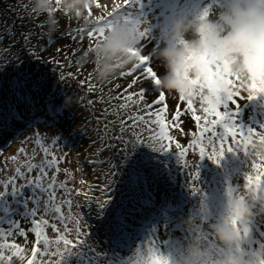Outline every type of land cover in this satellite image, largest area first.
<instances>
[{"label":"rangeland","instance_id":"obj_1","mask_svg":"<svg viewBox=\"0 0 264 264\" xmlns=\"http://www.w3.org/2000/svg\"><path fill=\"white\" fill-rule=\"evenodd\" d=\"M14 2L3 0L1 12L5 19H0V34L4 31L9 35L10 30L14 31L13 19L7 12V8L15 7ZM176 2L178 0H97L96 7L89 11L91 20H76L81 25L78 31L96 32L91 24L102 25L109 19V13H122L133 20L139 18L143 21L141 29L150 30L142 38L141 54L151 57L148 66L155 73H162L163 68L152 57V51L157 46L158 25L167 9ZM203 3L215 6V0H203ZM13 40L17 41L15 34ZM6 46L10 45L0 37V52ZM20 54L19 48L9 50L7 57L4 56L5 63L0 64L5 76L13 73L10 74L12 79L0 82L3 91L0 92V185L17 175L15 169L24 167L26 157L37 165L57 158L58 163L48 170V176L51 178L55 173L58 184L63 182L67 191L57 188L55 199L50 201L46 191L25 186L19 194L8 193L0 199V229L5 234L11 233L0 238V244L15 243L24 248L25 260L13 257L11 264H27L31 259L36 247L31 221L41 217L48 219L50 225L56 224L60 231L57 233L50 225L45 228L51 243L47 247L40 245L36 264H61V261L63 264H98L100 261L101 264H148L153 252H167L174 242L186 241L200 232L212 239L207 231L210 221L197 215V220L190 221L189 230L184 223L199 212L206 196L211 198L209 203L214 212L218 200L229 188L238 193L259 192L264 188V182L249 185L247 176L254 174L253 164L257 160L248 157V148L247 152L243 149L226 152L219 164L207 157L200 159L198 146L189 149L185 158L180 157L176 143L188 148L193 142V133L198 134L204 124L198 128L187 103L174 95L165 94L166 122L170 125L167 132L173 137L170 149L161 148L169 142L155 135L159 132L157 125L148 126L155 130L148 136L139 130L142 125H136L131 117L146 115L143 109L161 94L153 87L147 66L130 68L106 83L97 81L91 66L60 72L62 68L65 70L60 64L56 67L57 73L51 75L52 83L45 84L52 88L39 94L34 86L28 87L25 81H20L16 64L23 63L28 73L32 60L31 52L27 57ZM29 68L32 70L33 64ZM129 72L132 74L127 75ZM115 88L122 93L119 112L106 104L107 96ZM141 91L145 92L143 103L135 96L128 99ZM192 100L197 114L203 115L200 109L204 104L200 97ZM161 107L156 105L152 111ZM44 109H48L47 113ZM126 110L129 116L123 121L120 112L124 115ZM177 110L181 112L179 127L172 125ZM219 110L229 112L236 127L245 133L249 128L264 132L261 128L264 96L249 100L241 94L235 98V103L229 102L228 109L221 106ZM222 131L223 128L217 126V132ZM207 138L206 133L202 138L206 150L209 148ZM229 143L234 146L231 141H226V146ZM191 165L199 172L195 181L199 191L193 188ZM37 175V171L31 172L28 180ZM15 183L21 186L27 181L21 176ZM34 192L38 204L29 199ZM161 197L165 199L155 204ZM144 199L149 200L147 204ZM33 207L38 208L36 217L28 215V209ZM57 207L61 208L60 213L55 212ZM248 227L250 242L244 247L254 251L264 245V208L259 204ZM60 236L74 241L68 246L70 255L62 242L56 244ZM57 249L63 256L55 254ZM3 251L5 255L11 254L8 249Z\"/></svg>","mask_w":264,"mask_h":264},{"label":"clouds","instance_id":"obj_2","mask_svg":"<svg viewBox=\"0 0 264 264\" xmlns=\"http://www.w3.org/2000/svg\"><path fill=\"white\" fill-rule=\"evenodd\" d=\"M29 2L30 12L44 18L51 35L59 28L58 12L87 22L97 0ZM142 22L114 13L102 25L91 24L104 31L82 59L93 66L97 81L108 82L140 63ZM156 40L152 57L163 71L152 83L160 93L185 101L201 92L220 98L237 91L247 97L255 94L256 99L264 96V0H215L214 7L203 0H178L160 21ZM247 155L264 160V140L256 138L248 144ZM210 199L206 196L199 212L184 223L189 230L197 215L210 221L207 231L212 239L200 232L174 242L161 253L168 264H264V245L254 251L244 247L250 242L248 225L258 204L264 208V188L246 193L229 188L214 212Z\"/></svg>","mask_w":264,"mask_h":264},{"label":"snow or ice","instance_id":"obj_3","mask_svg":"<svg viewBox=\"0 0 264 264\" xmlns=\"http://www.w3.org/2000/svg\"><path fill=\"white\" fill-rule=\"evenodd\" d=\"M112 14L114 13L107 14L109 19ZM107 20H105L104 22H106ZM103 31V28H100L96 32L90 31L89 37L99 39L103 34ZM149 32L150 30L145 29L142 32V38L147 36ZM150 60V56L140 54V64H138L136 67L140 68L141 66H147V74L149 78L153 80V78L156 76V73L150 66H148ZM126 74L131 75L132 73L129 72ZM129 87H131V85ZM261 91H264V89H261ZM133 96H135L136 99L143 103L145 92L141 91L138 94H132L131 96H128V99L132 100ZM198 96L200 97L201 102L204 104V107L200 109L203 115L197 114V108L194 106L192 99L185 101L182 97L180 98L182 102L187 103V109L189 112L192 113L193 119L197 122V127L200 128V125L204 124V127L200 128L198 134L193 133L194 139L192 144H190L188 148H182L179 143H176L175 147L180 149L179 154L182 159L185 158L189 149L198 146L200 159L207 157L213 162L219 164L220 160L224 157L226 152H234L237 149H243L245 152H247L248 144L253 141L254 137L264 140V132H254L251 128H249L247 130V133H245L240 128L236 127V124L233 122L234 119L229 115V112H222L219 110L221 106H223L224 109H228L229 102L235 103V98L241 96V93L239 91L234 92L226 98L207 96L204 95L203 92H201V94H199ZM247 99L254 100L256 99V95L253 94L252 96L247 97ZM156 105H162V107L158 111H152V108ZM143 111L146 113V115L133 116L131 117V119L135 122L136 125L144 124L145 130L148 132L155 131L154 129L148 127L149 125H157L159 127V132L155 133V135L158 136L160 139H166L169 142L168 144L161 145V148L165 150L170 149L173 137L167 132V129L170 127V125H168L166 122V95L161 93L158 98L153 102V104L143 109ZM152 117H155V119H152ZM180 119L181 112L177 110L172 119V125L179 127ZM217 126L222 127L223 131L218 133ZM261 128H264V125H262ZM206 133L208 134L207 139L209 145V148L207 150L204 147L202 139ZM217 141H219V144H217ZM226 141L234 142V146L231 143L226 146ZM138 143H142V141H138ZM154 150L160 151V149L155 148ZM21 153H24L23 149H21ZM13 159L16 158L13 157ZM56 163H58V159L53 158L51 160H48L44 165H37L35 163H32L31 159L26 157V163L24 167H17L15 169L17 175L12 177L6 184L0 185V188L3 189L2 191H0V199H3V197L8 193L19 194L25 186H35L36 189L46 191L49 194L50 201L55 199L57 188L67 191L66 185L63 182H60L58 184L55 173L51 178H49L48 176V170L53 168ZM184 166L186 168L189 167L186 159L184 162ZM191 167L194 169L191 172V175L194 180L193 188L195 191H199V188L195 184V181L199 178V172L196 170L195 165H191ZM253 170L254 174H250L247 176L249 185H255L257 183L264 182V160H257L253 164ZM33 171H37L38 175L32 180H28V176ZM56 171L58 172L59 169L56 168ZM21 176L24 177L27 183L25 185L17 186L15 182ZM44 182H46V186L44 185ZM29 199L32 201V203H39V199L35 196V192L33 193V196ZM106 202L107 201H105V203ZM101 206H103V204ZM55 212L60 213L61 208H55ZM37 214L38 208L33 207L30 210L28 209V215L36 217ZM12 223L15 224L14 221ZM31 223L33 225L31 230L36 237V247L33 248L31 253V259L27 260V264H36V258L38 253L40 252V245L43 244L45 247H47L51 243L49 238L45 235V228L50 225V222L48 219L41 217L39 219H33ZM50 226L54 230H56L57 233H59L60 229L56 224H51ZM16 227H19V225L17 224ZM4 235H11V233L5 234L3 230L0 229V238H2ZM61 242L63 243L65 249L70 255L72 252L68 246L73 245L74 241L68 239L66 236H60L59 239L56 241V244L59 245ZM4 249H8L11 254L5 255L3 251ZM152 251L153 250L150 249V252ZM55 254L63 256V253H61L59 249H57V252ZM13 257L18 258L21 261L25 260L24 248L15 243L0 244V264H11ZM61 264H63L62 261ZM148 264H168V261L162 256L161 252H153L152 256L149 258Z\"/></svg>","mask_w":264,"mask_h":264},{"label":"trees","instance_id":"obj_4","mask_svg":"<svg viewBox=\"0 0 264 264\" xmlns=\"http://www.w3.org/2000/svg\"><path fill=\"white\" fill-rule=\"evenodd\" d=\"M4 1L13 3L15 0ZM0 3L2 6L0 7L1 12V9L4 8L3 0H0ZM13 5L15 7L11 9L7 8V12L9 13V17H11V20L13 19L12 22L14 25V31L10 30L9 35L4 31L2 34H0L2 40L4 42H8V45H10L6 46L4 49L3 47L1 48L2 51L0 52V64L5 63V57H7V55L9 54V50H15L19 48L20 53L22 55H25L26 57L30 56L31 52L32 60L30 61L29 65L33 64L32 70L28 65L27 73L25 67L23 66V63L18 62V64H16V68L18 69L17 74H19L20 76V81H25L28 87H30L31 85L34 86V88L39 91V94H42L45 90H49L52 88L51 86L45 84L52 83L51 75L57 73L55 70L56 67L60 64H62L65 68V70H63L62 68L60 72L83 70L87 66H91V69H93V66L90 63L84 61L82 57L83 53L92 46L95 40L93 39V37H89V33L78 31V28L81 27V25L79 26V24H77L76 19L72 17H64L61 13L58 12V31L49 35L46 27L42 23L44 18L36 17L30 12L29 0H16ZM1 13L2 16H0V19H5L3 17V12ZM73 20L76 23L72 22ZM65 22L69 23V25L64 24ZM14 34L16 35L17 41L13 40ZM13 70L15 71V69ZM0 71L3 73H0L1 83L4 79L8 80L9 78H13L10 76V74L13 75L12 71L5 76L3 67L1 65ZM103 84L106 85L105 83ZM0 92L3 93V91L1 90ZM121 95L122 93L117 90V88H115L110 91L109 95L106 98V104H108L109 107H114L113 110L116 112H119V108H121V105L123 103V100H121ZM47 111L48 109H44L43 112L47 113ZM126 112L127 114L124 115L123 112H120L122 114L121 117L123 121H126L129 116V111L126 110ZM141 125L143 131L141 128H139V130L143 132L144 135L148 136V133L150 132L145 130L144 124ZM131 127L133 130L136 129V126ZM164 199L165 197L159 198V201H157L155 204L158 203L157 205H159L161 203L160 200L163 201ZM148 201V199H144L145 204H147ZM89 207L90 205L88 207H85V209H88ZM101 262L102 261L98 262V264Z\"/></svg>","mask_w":264,"mask_h":264},{"label":"bare ground","instance_id":"obj_5","mask_svg":"<svg viewBox=\"0 0 264 264\" xmlns=\"http://www.w3.org/2000/svg\"><path fill=\"white\" fill-rule=\"evenodd\" d=\"M2 123V122H1ZM1 127V126H0Z\"/></svg>","mask_w":264,"mask_h":264}]
</instances>
